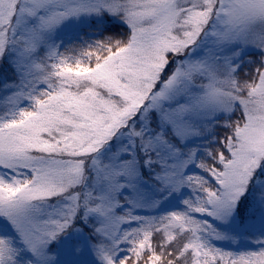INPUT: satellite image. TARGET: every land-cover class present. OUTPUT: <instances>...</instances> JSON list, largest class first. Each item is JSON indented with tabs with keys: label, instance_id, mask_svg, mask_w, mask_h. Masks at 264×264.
<instances>
[{
	"label": "snow or ice",
	"instance_id": "1",
	"mask_svg": "<svg viewBox=\"0 0 264 264\" xmlns=\"http://www.w3.org/2000/svg\"><path fill=\"white\" fill-rule=\"evenodd\" d=\"M0 264H264V0H0Z\"/></svg>",
	"mask_w": 264,
	"mask_h": 264
},
{
	"label": "rangeland",
	"instance_id": "2",
	"mask_svg": "<svg viewBox=\"0 0 264 264\" xmlns=\"http://www.w3.org/2000/svg\"><path fill=\"white\" fill-rule=\"evenodd\" d=\"M188 172L189 173H199L200 170L196 168L195 164H192L189 166ZM190 194H191L190 190L188 188H184L180 192L173 193L172 195L167 196L162 201L161 207L152 214H160L162 212L182 209L183 208L182 201L188 196H190ZM136 214L145 215L148 213H146L145 210L137 209ZM208 219L211 220V218H208ZM214 223H216L217 226H219L222 231H229L233 233L239 231L238 226H237V221L235 219L229 221L228 224H224V225H220L219 222H214ZM216 243L218 247L226 248L228 250H236V246L233 245L231 241H217ZM241 244L242 246H251L252 240L250 238H244L241 240ZM241 250H243V248Z\"/></svg>",
	"mask_w": 264,
	"mask_h": 264
},
{
	"label": "trees",
	"instance_id": "3",
	"mask_svg": "<svg viewBox=\"0 0 264 264\" xmlns=\"http://www.w3.org/2000/svg\"><path fill=\"white\" fill-rule=\"evenodd\" d=\"M117 31H119V28L116 29ZM85 38H97L95 35H90L89 37H85Z\"/></svg>",
	"mask_w": 264,
	"mask_h": 264
}]
</instances>
